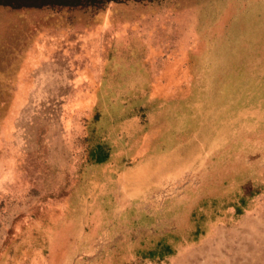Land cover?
<instances>
[{"label": "rangeland", "instance_id": "obj_1", "mask_svg": "<svg viewBox=\"0 0 264 264\" xmlns=\"http://www.w3.org/2000/svg\"><path fill=\"white\" fill-rule=\"evenodd\" d=\"M12 11L11 45L0 32L3 91L13 73V92L0 94V264H171L221 229L240 232L246 217L264 221V0ZM95 117L112 158L87 171L54 239L35 228L26 238L68 194ZM161 121L168 132L157 140ZM143 148L170 151L147 162L144 183ZM119 168L133 174L128 186ZM22 202L33 206L28 220L22 210L23 228L10 230L9 206ZM18 229L25 238H13ZM31 243L34 254L20 253Z\"/></svg>", "mask_w": 264, "mask_h": 264}, {"label": "crops", "instance_id": "obj_2", "mask_svg": "<svg viewBox=\"0 0 264 264\" xmlns=\"http://www.w3.org/2000/svg\"><path fill=\"white\" fill-rule=\"evenodd\" d=\"M12 10L13 9L0 6V32L1 31H7V32H9V35L6 36V40H10V45H11V42H12L11 39H12V35H13V14H12L13 11ZM3 59H6V57H2L1 56V58H0V73L3 70V68H2L3 62L7 61V60H3ZM35 73H36V75H42L44 73V71H42V69H37V72H35ZM48 73H49V71L44 73L43 79H48V77H49V74ZM27 76H28L27 77L28 79L31 78V77H33V78L35 77V76L29 75V74ZM58 76L61 77V75H58ZM11 79H13V73L7 75L6 84H8L7 88H9V90H6V91H3L2 90V88H1V84L2 83L0 82V94H2L4 92H8V93H12L13 92V87H12L13 83L10 81ZM55 88H59V86H57ZM53 93H55V92H53ZM53 93H51V94H53ZM16 105H17V103L15 102L13 104V111L14 110L16 111L18 109V108L15 107ZM26 118H27L28 123L32 122L33 119H34L33 117H29V115H27ZM162 119H163V117H162ZM134 123H136V122L134 121ZM163 123L164 122L161 121V123H155V125H154L155 132H157V134H158L156 136V139L157 140L160 139V137H162L161 136L162 134L165 135V133L168 132L167 131V127L164 128ZM95 124H93V125L89 124V132L88 133H87V128H86L87 124L84 126V136H86L88 134L89 135L90 142H92L89 150H90V152L93 151L94 160L89 159V155H88V157H86V154H85L86 145L84 144V141H85V139H84L83 140V151H84V155L81 158H78L77 161L74 164V167L75 168H74V172H73V180H72L73 183H72L71 188L69 189L68 194H65L62 197V200L60 202H53V203L51 202V203L47 204L46 205V210H45V208H43V210L47 211L46 212L47 213L46 214L47 215V218H46L45 221L44 220L42 221V220L37 219V218L36 219H34V218L32 219V223H31L32 229H31V232L29 234L30 236H28V234H27V237L26 238L29 237V239H32L33 238V235H34V232H35V229H36V232L38 233V235H40V237H43V238H53L54 239L55 236L52 234L54 232H53V229H51V226H53L55 224L57 225V228L58 229L56 228L55 233H57V231L60 230L61 227H65V225L67 223V220H66L67 218H65L66 217L65 213L68 211V209L72 205L73 198L75 196L74 195L75 194V191L81 186L82 183H84L86 181V178H88L87 171L90 169V167L107 164L108 161L112 158L111 149H109V147L107 146L108 144L106 145V143H105V145L107 146V149L105 150V152L107 154V160L105 162H103V163H97V161H96V155H97V151H98V146L100 145L102 147L103 144H104V142H99L98 141L99 140V136L97 134L98 133V129H97V125H95ZM201 125L204 126V125H207V123H204L203 122V123H201ZM43 128H44V126H42L41 129H43ZM45 129L46 130L44 132H47L49 134V131L51 129L50 123H49V125ZM158 129H159V132H158ZM143 131H144V129H143ZM121 132H122L123 135L127 133V130L124 128V126L122 127V131ZM199 133L200 132H198V134ZM17 138H18V136H17V133L15 131L14 132V137H13V150L15 152H19V150L17 148V144H18ZM45 139H47L46 136H45ZM192 140H193V138H192ZM143 149L144 150L142 151V153H143V156L146 157V161L143 164V168L139 169L138 170V173L136 175H138V178L142 179V182L144 183L145 181H147V180H145V176H146V173L148 171H146L145 167L146 166L147 167L149 166L148 163L151 164V163H153V161H154V163H157L159 161H160L159 163L163 162V160L165 158H168L169 157L168 155H170V151L165 152V153H159V154H149L150 153L149 151H151L152 148H148V149L143 148ZM147 152H149V153H147ZM114 157H115V154L113 155V158ZM128 157H129V155H128ZM139 157L140 156H138V158ZM118 171H120V173H121V175H119V177L122 179L121 181H123V183L125 182L127 184V186H128L129 185V182H130V177L133 174H130V172L128 170H124V168L123 169H120L119 168ZM93 176H94V174L90 175L89 178H88V180H90ZM116 177H118L117 174H116ZM12 179H13V177H11L10 184H8L9 187H11L10 190L13 189V180ZM133 179H135V178H133ZM106 181H107V183L110 182V181L112 182L113 179L112 178H109ZM1 185L2 184H0V195H2V190H1L2 187H1ZM0 199H1V197H0ZM17 202H19V201H17ZM19 206H21V207L19 208ZM32 207L33 206H31V204H28L27 202L26 203L25 202H22V205H20V204H14V203H13V205H10L9 206V209L7 211V212H10L11 213L10 214V217L11 218L9 219L10 220L9 229L11 230L14 227H16V228H23V222H24L23 220H28V217H29L28 216V213H29V210H31L30 208H32ZM22 210H25L23 212V214L25 215V217H24L23 220L21 219L20 221L16 222L15 220L21 218V216L23 215V214L22 215H18V214H20L22 212ZM252 226H254L255 228H257L256 225H252ZM28 231L29 230L26 229L24 231H20L19 232V229H18V231L13 235V238L14 239L15 238H19V239L20 238H25V236H26L25 233H27ZM0 233H2V231H0ZM224 237H226V236H224ZM231 237H232V240H234L233 236H231ZM0 238H1V235H0ZM254 238H255V240H257V238H258L257 235ZM14 244H13V249H16V248H14ZM32 245H33V243L24 245L23 248H22V250H20V253L25 254V255H27V254H29V255L30 254H34L35 251L31 247ZM226 249L227 248L225 246H223L221 248V250L218 251V252L221 253V254H224V253H228V254L236 253L232 249L229 250V251H227ZM251 252L252 251H249V252H246V253H251ZM16 253L17 252L15 250H13V254H16ZM49 253H51V252H49ZM188 253H191V251L188 252ZM238 253H245V252H238Z\"/></svg>", "mask_w": 264, "mask_h": 264}, {"label": "bare ground", "instance_id": "obj_3", "mask_svg": "<svg viewBox=\"0 0 264 264\" xmlns=\"http://www.w3.org/2000/svg\"><path fill=\"white\" fill-rule=\"evenodd\" d=\"M245 216L246 214L244 217ZM256 219L257 221L255 219H251L250 217H246L245 224L242 225L243 229H241L240 232L237 230L221 229V231H223V235L220 231L217 232L215 237L210 239L211 243L209 242L206 246L200 245L201 247L192 249L191 253L186 252L183 256L173 259L171 264H258L264 257V221L260 218ZM255 222H257L256 226L258 228L252 226ZM224 234H231V236L237 237V240H231V242L227 244ZM256 235L258 237V242L254 238ZM242 245L249 248L252 247L251 249H258L259 251L251 254H221L218 252L223 246L227 249L229 248L233 250L234 248H241ZM167 261L170 262L169 260Z\"/></svg>", "mask_w": 264, "mask_h": 264}, {"label": "trees", "instance_id": "obj_4", "mask_svg": "<svg viewBox=\"0 0 264 264\" xmlns=\"http://www.w3.org/2000/svg\"><path fill=\"white\" fill-rule=\"evenodd\" d=\"M120 2L123 0H0V6L11 8V9H26V8H52V9H61V8H77V7H99L107 2ZM241 92L238 93V95ZM237 99L236 94L234 95V100ZM97 117L94 118L92 124L98 122L96 120ZM87 133L89 132V124L86 126ZM84 144L86 145V157L89 155V159L94 160L93 151L90 152L89 148L92 144L89 139V135L85 136ZM107 160V154L104 149L99 145L98 151L96 155L97 163H103Z\"/></svg>", "mask_w": 264, "mask_h": 264}]
</instances>
